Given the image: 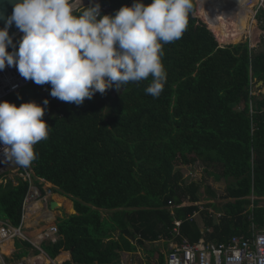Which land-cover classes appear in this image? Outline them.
Here are the masks:
<instances>
[{
	"label": "rangeland",
	"instance_id": "rangeland-1",
	"mask_svg": "<svg viewBox=\"0 0 264 264\" xmlns=\"http://www.w3.org/2000/svg\"><path fill=\"white\" fill-rule=\"evenodd\" d=\"M99 1L71 0L70 3L76 10ZM192 1L195 5L189 12L182 37L163 44L162 64L167 79L161 94L153 97L145 92L150 76L128 83L119 92L114 87L108 89L106 94L119 96L110 107L98 92L94 100L85 99L79 106L63 101L66 104L64 121L52 120L48 124V138L34 146L36 159L25 167L32 170V191L35 188L48 202H54L55 196L69 202L77 198L102 213L123 207L130 200L135 201L136 207H148L157 203L156 181L168 156L176 152L196 156L194 147L211 150L226 145L234 137L236 128L231 106H235L232 101L242 83L238 69L247 49L251 55L254 51L264 52V23L258 20L256 3L249 25L254 39L245 33L232 40L229 26L237 25L236 13L228 18H223L221 13V7L231 6L232 0L205 14L201 4ZM101 15L115 14L104 7ZM225 19L229 21L226 30L222 29ZM127 88L131 91L124 94ZM258 88L262 89L255 92ZM250 89L251 94L264 96L263 84L258 87L251 78ZM21 169L12 164L1 176L16 185ZM183 172L185 177L196 181L201 179L203 167L197 163ZM208 185L221 196L227 182L215 184L211 179ZM54 190H60L61 195ZM248 198L254 200L253 196ZM259 206H264V199ZM66 215L61 207L54 213L55 223ZM26 234L33 237L29 232ZM16 243L24 246L17 240L16 248ZM9 244L2 247L5 254L10 252L4 250ZM165 244L163 240L147 247L156 246L158 252H164ZM26 256L27 261L36 256L40 258L39 254L29 257L28 252ZM54 263L61 264L58 260ZM34 264H40L39 259Z\"/></svg>",
	"mask_w": 264,
	"mask_h": 264
},
{
	"label": "trees",
	"instance_id": "trees-1",
	"mask_svg": "<svg viewBox=\"0 0 264 264\" xmlns=\"http://www.w3.org/2000/svg\"><path fill=\"white\" fill-rule=\"evenodd\" d=\"M197 1L205 14L228 0ZM246 1L248 0H232V4L239 9L234 20L237 22L236 26H229L227 19L223 22L222 29L226 30L227 25L229 26V36L232 40L245 33L253 37L249 25L255 4L243 5ZM134 2L135 0H100L97 3L101 8L106 7L110 14H115L121 7L126 5L130 7ZM143 2L150 4L152 0H143ZM191 2L194 7V2L192 0ZM95 4L83 7H91ZM83 7L74 10V13L79 14ZM258 20L264 23V12L258 14ZM22 36L23 34L13 40L15 47L10 45L9 52L18 50ZM222 48L226 49V46ZM245 54L246 57L238 69L242 83L232 101L235 106H231L236 128L234 137L226 145L215 149L199 150L194 147L196 156H190L185 152H176L168 156L162 174L156 181L157 203L154 205L136 207L135 201L130 200L123 207L111 208L102 213L77 198H71L76 214L66 215L58 220L57 225L61 235L58 242L45 243L42 246L49 258L56 260L62 252H69L72 261L63 264H120V252L135 251L136 247L130 239L135 240L139 236L140 245L147 247L146 243L154 245L155 242L163 239L166 243L165 248L168 249L171 240L181 242L188 239L196 242L206 237L208 241L221 244L229 242L234 236L249 237L252 224L256 229L264 230V206H259L264 199V96L253 95L250 89V78L257 84L262 81L264 86V52L254 51L251 55L247 49ZM261 89L258 88L255 92ZM130 91L131 89L127 88L123 93ZM50 92V84L37 85L31 81V84L19 94L4 101L17 106L35 101L45 107L43 119L47 124L52 120L61 123L65 119L66 104L52 97ZM97 94L106 98L109 107L111 102L119 97L118 95L113 97L106 92ZM45 100L49 101L47 105L43 103ZM197 163L203 167L201 179L194 181L185 177L183 169ZM211 179L215 184L226 180L224 194L217 196V192L208 185ZM17 183L18 185L15 186L11 181H7L0 185V220H9L16 227L20 225L22 206L29 189V183L21 178H17ZM252 189L255 196L253 213L251 210L246 212L251 204L248 197ZM54 191L61 195L60 190ZM209 200L215 202L203 204L202 211L195 205L181 206L184 201L197 203ZM209 208L223 213V218L216 220L211 217ZM196 213L198 214L195 216ZM251 215L253 219L249 218ZM51 217H54V214H51ZM176 222H181L180 227L176 226ZM175 229L180 232V236L176 238H174ZM23 245L31 247L27 243ZM16 246L21 249L16 257L18 259L26 257L24 254L27 249L20 243H16ZM4 250L8 252L9 247L4 246ZM153 253L149 251L150 256ZM158 255L156 264H165V254L159 252ZM29 262L33 264V258ZM147 264H153L152 258Z\"/></svg>",
	"mask_w": 264,
	"mask_h": 264
},
{
	"label": "clouds",
	"instance_id": "clouds-1",
	"mask_svg": "<svg viewBox=\"0 0 264 264\" xmlns=\"http://www.w3.org/2000/svg\"><path fill=\"white\" fill-rule=\"evenodd\" d=\"M191 9V0H152L150 4L135 0L132 6L121 7L115 15H101L98 3L83 7L75 14L70 0H21L14 6L6 26L0 29V71L15 66L26 80L37 85L50 84L52 97L78 106L97 92L104 94L113 87L119 92L128 83L150 76L152 79L145 92L158 97L167 79L162 64L163 44L182 37ZM13 23L23 36L18 50L9 52L10 45L15 47L9 35ZM43 103L47 105L49 101ZM45 111V107L35 101L19 106L9 101L0 102V146L5 149V163L14 161L28 167L36 159L34 146L49 135V126L43 119ZM30 188L29 184L27 195ZM211 201L184 202L191 204L186 206L201 208L205 203L215 202ZM51 203L48 202V211L44 212L49 222L45 227L56 225L58 228V221L55 223L57 219L51 214L62 206L57 205L52 210ZM250 206L246 212L250 211ZM214 212L221 217L209 212L211 217L223 218V213ZM58 236L59 241V228ZM43 244L38 246L42 249ZM23 260L27 261L23 258L16 261ZM49 261L55 262L51 258Z\"/></svg>",
	"mask_w": 264,
	"mask_h": 264
},
{
	"label": "built area",
	"instance_id": "built-area-1",
	"mask_svg": "<svg viewBox=\"0 0 264 264\" xmlns=\"http://www.w3.org/2000/svg\"><path fill=\"white\" fill-rule=\"evenodd\" d=\"M228 2V1H227ZM230 3V2H228ZM258 4L257 16L261 11H264V0H248L243 5L251 6L252 4ZM239 12L233 4L228 7H221V13L223 18H228ZM215 20V19H214ZM213 20V21H214ZM31 84V80L23 78L15 66L6 67L0 71V102L4 101L8 97L16 95L18 92L24 90ZM5 151L0 146V176L2 171H7L9 166L15 164V162L5 163ZM22 167V166H21ZM32 170H28L22 167L19 176L25 182L31 185ZM5 180V176H1ZM13 182V181H12ZM35 188L30 189L27 195L24 205L22 218L19 226H13L9 220H0V264H8L4 260L3 244L19 240L30 242L34 246H38L44 242H56L59 239L58 228L56 225H49V227L41 228L40 232L35 237H29L26 232L30 227V221L35 216H44V212L48 211L47 199L41 198ZM255 198L254 195H252ZM250 210L254 209V200ZM191 205L190 203L184 202L181 206ZM203 210V207L200 208ZM29 212L33 213L30 220L27 219ZM212 215H216L218 218L221 214L215 213L212 209L209 210ZM196 215V214H195ZM253 219V215L249 217ZM181 222H176V226L180 227ZM251 234L249 237L246 235H238L231 238L227 243H215L208 241L206 237H202L196 242H191L188 239H184L181 242L171 240L168 244L166 263L165 264H264V230L256 229L255 225L251 226ZM174 238L180 236L178 229L174 230ZM40 243H39V242ZM4 244V245H5ZM10 264H30L28 261H16ZM54 264V263H53Z\"/></svg>",
	"mask_w": 264,
	"mask_h": 264
},
{
	"label": "crops",
	"instance_id": "crops-1",
	"mask_svg": "<svg viewBox=\"0 0 264 264\" xmlns=\"http://www.w3.org/2000/svg\"><path fill=\"white\" fill-rule=\"evenodd\" d=\"M70 203H71V212L67 209V207H65L64 205L62 206V209H65L67 215L75 214L74 205L72 202H70ZM61 217H62V213H61ZM2 220H6V219H2ZM48 223L49 222L44 218V216H42V215L40 217L35 216L32 219V221H30V227L27 229V231L31 234H35V236H33L34 237L33 239L35 240V237L40 232V229L47 226ZM140 239H141L140 236L137 237L135 240L130 239V242L133 245H135L136 250L133 252H129V251L120 252V255H119V263L120 264H147L148 260H150V258H152V261L155 259V261H153V264L158 263V256L159 255H156V254H159V252H158V250H156V248H154L156 246H154L153 248H148L144 245H140V244H138V240H140ZM15 241H17V240L9 241L11 243V244H9V248H10L9 251L10 252L8 254L4 253V255H5L4 260L8 264H10V262L12 263L13 261L18 260V258L16 256L21 252V249H18L15 247V245H14ZM21 242L25 243L24 241H21ZM160 242H163V239L160 240L159 242H155L154 245H156ZM29 244L31 245V247L29 248L30 251L27 250V252L29 253V257L31 256V254H35V255L39 254L40 258H38L37 256L35 258H36V260L39 259L40 264H43L44 262H45V264H51L48 261L50 259L48 257V255L45 252H43L42 249L40 248L41 245L37 246V248L35 249L33 247L32 243L29 242ZM146 244L148 245L150 243H146ZM150 245L153 246L152 244H150ZM149 251L154 252L152 254V256H150ZM165 252H166V249L162 253L165 254ZM40 253H42V254H40ZM24 255L26 256V254H24ZM42 256L47 258L48 260L43 258ZM22 258L26 259V257H22ZM30 259L28 260V262L30 261ZM56 260H58L59 262H61V264H63L64 262L72 261V255L69 252H62L61 255ZM29 263L32 264L31 262H29ZM165 263H166V256H165Z\"/></svg>",
	"mask_w": 264,
	"mask_h": 264
},
{
	"label": "water",
	"instance_id": "water-1",
	"mask_svg": "<svg viewBox=\"0 0 264 264\" xmlns=\"http://www.w3.org/2000/svg\"><path fill=\"white\" fill-rule=\"evenodd\" d=\"M21 2V0H0V29H3L6 26V21L8 17H10L13 13L14 6ZM91 3L88 5L90 6ZM23 34L15 25V23L12 24V26L9 28V35L12 38V40H15L18 36ZM263 82H259L257 86L259 87ZM57 207L56 202H52L50 205V208L53 210Z\"/></svg>",
	"mask_w": 264,
	"mask_h": 264
},
{
	"label": "bare ground",
	"instance_id": "bare-ground-1",
	"mask_svg": "<svg viewBox=\"0 0 264 264\" xmlns=\"http://www.w3.org/2000/svg\"><path fill=\"white\" fill-rule=\"evenodd\" d=\"M71 1V0H70ZM258 6V4H257ZM258 12V10H257ZM221 47H223L221 45ZM49 194V193H48ZM54 196V195H53ZM55 200H56V203L58 206H61V205H64L65 207H67V209L71 212V203L69 201H67V199L63 198V197H59V196H55ZM31 216H33V213L32 212H29L28 216H27V219L30 220L31 219ZM35 260L36 258L33 257V264L35 263ZM37 261V260H36ZM49 261V260H48ZM50 262V261H49ZM51 263V262H50Z\"/></svg>",
	"mask_w": 264,
	"mask_h": 264
}]
</instances>
